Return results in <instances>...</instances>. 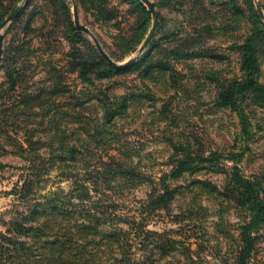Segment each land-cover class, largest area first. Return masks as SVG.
<instances>
[{
	"label": "rangeland",
	"instance_id": "1",
	"mask_svg": "<svg viewBox=\"0 0 264 264\" xmlns=\"http://www.w3.org/2000/svg\"><path fill=\"white\" fill-rule=\"evenodd\" d=\"M150 1L158 21L146 48L128 70L103 78L91 75L94 83L89 85L80 78L78 68L71 66L75 55L88 57L87 51H98L103 57L93 35L113 61L121 63L133 57L153 22L142 0H0V107L5 108L3 120L0 115V264H31L22 262L17 250L7 258L8 243L3 237L23 239L17 223L27 207H32L33 198L58 191L69 197L74 186L72 178L66 179L53 168L32 186L39 194L24 198L20 187L28 178L35 179L31 160L38 153L47 159L50 145L62 141L63 137L53 135V127L58 126L64 136L67 129L78 133L80 125L92 133L99 126L101 135L83 137L84 144L101 151L98 158L105 151L116 154L135 167L137 174L132 180L110 181L103 196L86 182L87 206L90 202L105 206L101 198L107 195L104 199L122 212L100 226L115 225L128 231L139 244H134L136 258L145 252L162 257L167 264L235 263L239 226L249 214L227 189L228 177L235 165L241 175L259 183L264 197V106L251 99L242 102L247 125L243 135L238 113L216 102L234 80L242 79L241 46L252 28H264V0ZM74 3L80 24L92 35L75 27ZM17 6H21L17 14L4 25ZM97 7L106 9L107 14ZM174 51L196 54L175 58ZM257 55V83L264 85V38ZM165 61L169 67L160 68L158 64ZM13 68L25 74L20 87H11L8 72ZM53 82L63 86L58 94L52 93L54 100L48 95ZM25 87L27 93L43 88V100L31 108L28 103L17 117L13 107L21 108L19 93ZM30 143L38 147L34 153L28 151ZM242 147L246 149L240 161L233 162L228 154ZM186 151L220 155L212 163L167 181L169 188L176 189L168 205L145 213L141 205L162 185L158 178ZM126 222L131 223L130 229L124 226ZM138 222L151 237L139 235ZM160 234L172 239V246L179 251L169 249L161 255L152 242ZM252 235L255 240L246 264H264V225Z\"/></svg>",
	"mask_w": 264,
	"mask_h": 264
},
{
	"label": "trees",
	"instance_id": "2",
	"mask_svg": "<svg viewBox=\"0 0 264 264\" xmlns=\"http://www.w3.org/2000/svg\"><path fill=\"white\" fill-rule=\"evenodd\" d=\"M87 1V0H86ZM93 8V1L89 2ZM102 11L100 7L96 8ZM103 15L107 14L106 9L102 11ZM260 29L262 32H256ZM264 38V28H252L251 33L248 34L241 46L242 51V68L244 74L241 80H234L228 87L225 95L221 97L220 101L216 103L220 106L230 107L235 110L241 120V133H247V125L243 114L242 102L246 99H251L255 102H260L264 106V85L257 83V76L259 73V57L257 51ZM261 39V41H259ZM169 54L173 51H168ZM88 57L81 54L75 55V61L71 66L78 68V73L82 81L89 85L94 83V75L100 78L109 77L129 69V66L115 67L106 61L98 51H87ZM196 54L193 51H174L173 57H190ZM140 60V59H139ZM142 61V60H140ZM158 66L163 68L169 67L166 61L159 63ZM51 69V67L49 68ZM54 71L56 69L52 68ZM10 74L11 87L16 85L20 87L21 77L25 75L23 71L15 72L14 68ZM63 89L60 82L52 83V90L48 93L49 97L54 100L56 95ZM40 90H44L41 88ZM40 90L26 92V87L20 91L19 96L21 100L15 109L14 115L19 116L20 110L26 108L28 103L29 108L36 105V101L40 99ZM40 102V101H39ZM41 103V102H40ZM4 107H0V115L4 119ZM57 112L51 114V118L55 117ZM71 117L78 118L76 113H71ZM50 118V119H51ZM81 126V125H80ZM78 127L79 132L72 129L59 132L58 126L52 131L56 138L63 137L58 145H50L48 150V158L44 159L42 154L31 160L35 163V179L28 178L20 187V192L23 197L30 198L39 194L38 190L32 188L37 182L41 180V176L49 174L53 168H58L66 179L72 178L73 189L66 194L60 195L58 192H52L49 196L45 197L39 195L33 198L32 207H27V212L17 223V232L21 234L23 239L15 241L11 236L3 237L8 243L5 247V256L11 257V253L17 250L19 259L24 263L31 264H167L163 261L162 257H154L146 255L145 252L141 253L136 258L133 250L136 249L135 245H139L136 240L131 237L130 233L123 227H116L111 225L109 228L100 226L106 224L122 212L117 209L114 202H107L104 195L101 201L105 204L103 207H97L90 202L85 203L89 199L87 193L86 182L91 183V190L103 196V192L109 189L107 186L110 181L114 179L123 178L125 180H132L137 177L135 167L127 164L120 156L108 153L98 158L99 149L90 147L89 144H84V136L101 135L99 126L97 131L92 133L89 129L83 130ZM1 132L2 129H0ZM66 138V142L65 139ZM246 147H242L236 153L228 154V157L235 163H238L243 155ZM20 150H23L22 147ZM38 147H28V151L34 153ZM116 151L115 147L111 148ZM122 154L121 149H118V154ZM96 155L95 158L93 156ZM220 155L218 152H211L209 155L193 154L189 152L183 153L182 156L175 158L171 161V167L168 171L163 172L159 180L158 189H154L152 197L146 199L141 205L146 212L154 211L156 209L164 208L168 205V200L175 193V188H169L165 183L170 179L181 177L185 173L193 172L196 169L208 163L216 161V156ZM57 164H59L57 166ZM45 172V173H44ZM125 182V181H124ZM201 183V181H198ZM228 190L235 193V203L248 212L249 218L239 226L240 245L237 251L236 260L234 264H246V259L249 257L255 237L252 233L264 225V197L262 189L258 182L251 178L241 175L237 167L234 165L228 177ZM204 186V185H203ZM211 191H218L212 185ZM75 188V189H74ZM42 189V187H40ZM219 192V191H218ZM73 198L78 199L75 203ZM146 203V204H145ZM87 206V207H86ZM145 221V218H141ZM31 221V224L27 223ZM128 229L131 228V223H123ZM139 235L144 239L151 237L149 231L142 229V222L136 223ZM141 226V227H140ZM139 227V228H138ZM143 230V231H142ZM11 232V231H10ZM144 232V233H143ZM12 233V232H11ZM155 246L159 248L161 255L165 254L169 249L172 251H179V249L172 246V239L164 237L162 234L159 238L152 239ZM158 254V253H156Z\"/></svg>",
	"mask_w": 264,
	"mask_h": 264
},
{
	"label": "water",
	"instance_id": "3",
	"mask_svg": "<svg viewBox=\"0 0 264 264\" xmlns=\"http://www.w3.org/2000/svg\"><path fill=\"white\" fill-rule=\"evenodd\" d=\"M145 4H146V7L147 9L150 11V13L152 14V19H153V22H152V27H151V30L148 32V34L146 35V37L144 38V40L142 41L140 47H139V51L131 58H129L128 60L124 61V62H115L113 61L109 56L108 54L102 49L101 45L99 44V42L96 40V38L92 35V33L90 32V30L80 24L79 22V18H78V13H77V6L76 4L74 3L73 4V9H74V14H73V17H74V24H75V27L78 29V30H83L87 33H89L90 35H92L94 41H95V44L96 46L98 47L100 53L103 55V57L108 60L112 65H114L115 67H125L129 64H131L132 62H134L138 56L140 55L141 51H143L148 42L150 41L151 37H152V34L154 33V30H155V27H156V24H157V21H158V14L155 10V7H154V4L150 1V0H142ZM21 8V6H17L15 8V10L5 19V21L3 22V24L5 25L10 19H12L18 12V10ZM2 53V35H0V55Z\"/></svg>",
	"mask_w": 264,
	"mask_h": 264
}]
</instances>
